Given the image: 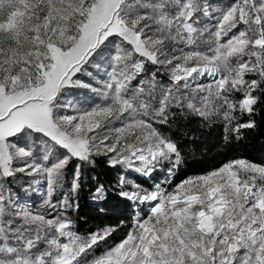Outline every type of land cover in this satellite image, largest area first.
I'll return each mask as SVG.
<instances>
[{"label":"snow or ice","instance_id":"obj_1","mask_svg":"<svg viewBox=\"0 0 264 264\" xmlns=\"http://www.w3.org/2000/svg\"><path fill=\"white\" fill-rule=\"evenodd\" d=\"M257 132L264 0H0V264H264Z\"/></svg>","mask_w":264,"mask_h":264},{"label":"trees","instance_id":"obj_2","mask_svg":"<svg viewBox=\"0 0 264 264\" xmlns=\"http://www.w3.org/2000/svg\"><path fill=\"white\" fill-rule=\"evenodd\" d=\"M213 143L214 142L209 138L204 146L196 152L195 159L198 161V163H194L190 171L218 164L226 158L216 148L213 147ZM205 149H207V151H205ZM236 154L246 155L250 159L256 161H264V132L251 134L244 144L238 145L236 149L230 152L228 155L230 157L231 155ZM97 170L102 171V168H98ZM86 199L87 191L82 194V205ZM84 210L85 212L90 211L86 207Z\"/></svg>","mask_w":264,"mask_h":264}]
</instances>
